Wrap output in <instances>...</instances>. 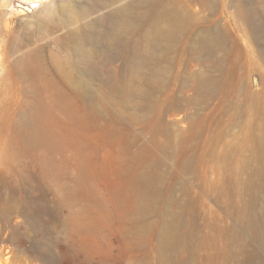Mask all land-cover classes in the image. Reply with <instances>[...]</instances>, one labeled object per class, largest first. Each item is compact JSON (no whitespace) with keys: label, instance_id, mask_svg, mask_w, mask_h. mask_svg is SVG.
<instances>
[{"label":"bare ground","instance_id":"obj_1","mask_svg":"<svg viewBox=\"0 0 264 264\" xmlns=\"http://www.w3.org/2000/svg\"><path fill=\"white\" fill-rule=\"evenodd\" d=\"M52 2L37 22L38 29L64 32L53 42L68 50L66 66L78 72L67 77L70 85L52 80L50 85L60 96L70 92L104 96L113 119L122 117L127 123L124 131L114 129L110 135L118 144L122 141L133 161L121 167L128 173L131 191L133 241L142 247L154 238V246H149L154 256H139L128 264H199L201 259L212 264H264V205L259 208L264 202V85L260 91L250 86L251 74L260 68L257 58H264V0ZM218 4L231 10L229 19H220ZM246 39L254 47L244 44ZM34 52L14 61L28 75L37 72ZM194 105H203V112L188 114L184 129L166 119L169 113ZM20 128L49 151L74 146L78 139L75 126L58 122L44 109L26 113ZM171 157L177 168L166 185L167 194L174 193L181 174L202 170L206 177L211 161L223 164L216 169L218 181L200 186L217 199H237V206L225 203L224 208L232 226L202 225L194 217L189 222V205L177 211L175 198L156 207L161 196L154 188L163 185L166 172L160 168ZM108 214L100 208L91 218H73L71 226L75 245L89 255L99 254L105 264L111 257ZM184 222L194 225L193 234L202 231L201 225L207 231L200 244L186 243L185 257L176 261L167 250L183 248L177 234ZM251 241L256 243L253 248ZM204 247L215 252L204 257Z\"/></svg>","mask_w":264,"mask_h":264},{"label":"rangeland","instance_id":"obj_2","mask_svg":"<svg viewBox=\"0 0 264 264\" xmlns=\"http://www.w3.org/2000/svg\"><path fill=\"white\" fill-rule=\"evenodd\" d=\"M32 1L0 0V59L4 64L0 66V264H105L99 254L89 255L75 245L71 227L73 218H91L100 208L109 211L107 237L111 257L108 263L128 264L139 256H154L150 248L154 246L153 237L142 247L134 244L128 173L121 170L125 163L133 161L125 153L122 141L118 144L110 135L114 129L124 131L127 123L122 117L113 119L109 101L104 96L75 92L60 96L54 91L52 81L70 85L72 82L67 77L75 76L78 70L66 66L68 50L53 42V37L63 31L46 33L37 26L39 19L45 17L46 5L60 0H36L40 6ZM218 10L221 20L229 19V8L221 9L218 4ZM243 43L254 47L251 39ZM27 52L35 53L37 72L33 75L23 72L14 62ZM257 60L260 68L250 77L254 91H260L264 85V58ZM187 95L192 96V91ZM203 107L194 105L182 112L169 113L166 119L177 129H184L188 125V114L203 112ZM43 109L58 122L77 128L76 145L49 151L43 144L29 139L20 128V121L26 113L38 114ZM149 136L147 133L145 137ZM165 163L166 166L160 168L166 172L163 185L154 188L161 196L160 203L156 204L158 209L164 199L175 198L177 211L189 205L186 215L189 222L190 217H194L202 225L207 222H216L219 227L234 224L224 208L225 203H230V208L234 207L232 204L237 206V199L227 202L217 199L213 192L203 193L200 186L205 181H218L220 171L216 169L221 168L222 163L211 161L206 177L202 170L181 174L173 194H167L166 185L172 180L177 160L171 157ZM91 170L95 175L88 176ZM242 179H246V175ZM260 182L257 176L255 184ZM90 185L94 188L92 191ZM263 205L264 202L260 203L259 208ZM164 208L169 209L167 205ZM202 225V231L193 234L194 225L184 222L177 234L183 248H170L168 254L176 261L184 258L186 243L198 245L204 238L207 229ZM244 238L250 240L248 236ZM251 245L253 248L256 243L251 241ZM214 252L213 247L201 248L204 257ZM199 264L212 263L201 259Z\"/></svg>","mask_w":264,"mask_h":264}]
</instances>
